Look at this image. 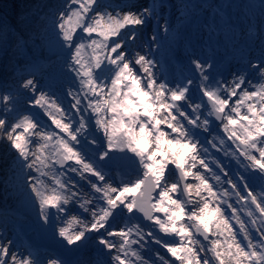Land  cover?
Instances as JSON below:
<instances>
[{
  "label": "snow or ice",
  "instance_id": "obj_1",
  "mask_svg": "<svg viewBox=\"0 0 264 264\" xmlns=\"http://www.w3.org/2000/svg\"><path fill=\"white\" fill-rule=\"evenodd\" d=\"M163 7L164 0L119 10L102 0H64L45 21L68 63L53 68L47 91L22 75L17 87L0 92V142L15 153V187L38 205L42 224L56 210L66 224L58 235L68 245L96 233L112 264H264V58L244 61L258 85L245 72L209 84L212 64L193 59L200 93L193 103L191 77L170 86L155 77L153 60L133 50L137 29ZM80 33L90 43H78ZM64 71L78 87L58 96L57 73ZM62 97L70 98L68 107ZM93 127L105 143L98 151L95 133L87 134ZM210 148L226 160L210 159ZM129 165L137 172L131 180ZM41 176L51 179L47 194ZM77 205L80 215L65 221ZM118 216L123 227L112 230ZM150 243L157 250L145 259L134 245ZM33 255L0 240V264H32Z\"/></svg>",
  "mask_w": 264,
  "mask_h": 264
},
{
  "label": "rangeland",
  "instance_id": "obj_2",
  "mask_svg": "<svg viewBox=\"0 0 264 264\" xmlns=\"http://www.w3.org/2000/svg\"><path fill=\"white\" fill-rule=\"evenodd\" d=\"M130 1L134 0H102L104 3H110L115 7L117 10H119L120 7H122L125 4H128ZM144 1V0H143ZM205 1V2H203ZM257 0V8H262L261 2ZM149 2V4H148ZM146 7H151V5L154 2H159V0L154 1H148ZM165 5L162 9H158L159 15L155 18L149 19L147 23H145L142 27L137 29V38L135 41V44L133 45L134 51H140L148 56L149 59L153 60L154 67L153 72L155 74V77L160 81H165L162 79V77L159 75V60H168L170 58L176 57L180 55V50H178L179 44H181L180 40L184 41H191V43L194 42V37H197L199 39L200 35H208L207 41L202 40V42H206L205 44L211 47H216V50L218 51L217 59L215 52L213 53L210 62H207V58L203 55V59H199L202 63H211L212 67H218L220 65V61L222 62V71L214 76H210L211 80L207 83L212 84L216 80L223 79L224 81H231L232 77L227 76V71L232 70V65L236 61H239V52H231L227 56V59H224V56L227 54L225 51L226 45H225V39L227 37V34L229 31V25L226 24L223 27L221 25H217V22L221 21V18H227L226 15L222 11L228 12L230 17L232 16V13L236 15V18H239V22L246 21L249 23V21L254 20L256 18V10L257 8H254L253 14L249 13L247 4H251L252 0H164ZM64 3V1H63ZM62 3V4H63ZM203 3L205 9L203 13H199L200 17H207L209 19V24H211V27L217 29V33H213V29L208 28V30H199L196 25L198 22H196L194 25L192 22H190L192 19H195L197 14H195L197 11V8H202L201 4ZM61 4V5H62ZM59 6V8L61 7ZM143 2L141 5L134 6L135 8H143ZM145 7V6H144ZM57 8L56 10H58ZM258 15L264 14V11L258 10ZM262 12V13H261ZM263 19H261V16L258 18L261 19L260 27L264 31V15H262ZM165 19H167L168 25H169V32L167 34L163 31V25L165 22ZM263 20V21H262ZM235 22L234 18L232 20ZM258 20H255V23H257ZM235 25V24H231ZM44 31L41 33H36L32 37H29L26 41L29 42V44L32 45L33 50L37 47L39 48L41 53H44L42 55L43 61L45 62V67L43 69V73L39 76L37 74H28L24 75L28 78H34L36 79L38 85L47 91V86L49 82V77L52 74L53 68L56 67L57 69H62L65 67V65L69 61V53L66 49H60L58 46L55 45L54 42V30L52 29V25L49 21L48 26L43 29ZM222 33V34H221ZM153 34H156L157 39L153 43L152 37ZM80 36H84V40L78 39L77 42H83L85 44L90 43V40L86 38V34L80 33ZM263 35L260 36L262 38ZM181 37V39H179ZM53 38V39H52ZM98 39V37H93ZM259 38V39H260ZM211 39V41H209ZM248 38H242L240 42L241 44ZM236 40H238V37L236 36ZM201 42V41H199ZM253 44L256 45L255 39L252 40ZM184 43V42H183ZM237 45V44H236ZM219 46V48H218ZM258 46V45H257ZM216 51V53H217ZM91 49H85L84 50V57L85 60L88 59V57L91 55ZM151 55V57H150ZM219 55V56H218ZM195 59L193 57L191 58H185V61L189 62L191 65V61ZM212 59L214 61L212 62ZM220 62V63H219ZM219 63V64H218ZM193 66V65H192ZM230 68V69H229ZM246 73V76H250L253 74L252 82L253 84H260L261 80L258 74H256L250 67L244 71ZM209 73H212V71L209 70ZM216 73V72H213ZM57 75L60 76L61 81L58 83L55 87V92L58 96H63L64 93L67 92V90L72 87L76 88L77 85L73 84V76L70 72H62L57 73ZM189 77H186L188 79ZM194 81L193 85L199 84V78L198 76L191 77ZM227 78V79H226ZM20 79V77H17L12 81L13 85L17 87V82ZM213 79V80H212ZM249 79V78H248ZM167 82V81H165ZM173 81H168V84H172ZM175 87V85H171ZM189 94L195 95L194 91L191 89ZM27 95V93H25ZM133 96H136L135 93L132 94ZM64 100L65 107H68V100L70 98L62 97ZM190 99L195 103L194 96H190ZM243 111V109H242ZM50 123V121H49ZM121 131H126L125 128H122ZM95 133L96 138L98 140L97 145L93 146V150H99L103 149L105 147V143L103 140V136L101 133H96L94 127L90 130L88 135H91ZM4 143V142H2ZM7 145V144H6ZM33 150L37 147V145L33 144L31 146ZM48 153L46 152L45 155ZM89 154L88 152L85 153ZM210 159L212 156H215L216 158L220 160H226V158L223 156L222 152H216L215 150L210 149ZM119 155V154H117ZM131 155V154H129ZM46 163H50V161H46ZM112 165L113 163L111 161L108 162V165ZM225 168L232 171V169L235 167L234 161H228L225 163ZM132 166L129 165L128 169H131ZM111 169V168H110ZM134 169V168H133ZM44 172H50L52 171L50 168H44ZM137 175L136 170L134 171ZM74 175V174H69ZM47 186L44 190L47 194L48 190L52 187L51 179L48 176H41L40 177ZM75 179H79L78 176H74ZM135 178L129 177L128 179L131 180ZM17 181L15 180L8 186L10 188L11 194L13 196V200L15 201L16 205H21L23 202H26L28 204L31 203V198L28 196V193L26 191H18V189L15 187ZM71 207V206H69ZM78 205L76 208H73L72 211L68 213L67 216L64 217V220H68L73 215H79L82 210H77ZM33 210L35 211V214L32 212V209H25L26 212H23L24 217H22V220L19 223L20 227L15 226L14 221H11L10 225H6L5 228L0 231V240L4 244H7L8 240H11L12 242V248L14 250H19L22 255L27 256L29 254V251L26 250L24 247V240L26 239L29 243L36 244V249L33 250L34 253H36L33 256H30V260L32 264H47L48 260H55L59 261L60 264H91L90 261H92L93 264H97V262L101 259L106 261V264H112L111 255H106L108 252L107 249H103L101 245H99V237L96 233H88L86 234V237L82 239L81 241L73 244L68 245L66 241L63 240V238L59 237L57 228L66 226V224L63 223L62 219H57V216L59 215L55 209H49V223L47 225H44L41 223L39 219V213L40 209L37 206H33ZM243 215V214H242ZM35 220V222H32L31 219ZM81 219H84L85 222L91 219L90 214H84ZM123 219L124 217L118 216L115 220L116 227L112 230H119L121 227H123ZM121 221V223H119ZM43 226L42 228L44 231L41 233L39 231L40 226ZM19 229L24 230L23 238L19 236L18 232ZM42 230V229H41ZM77 230H79V226H77ZM147 230V227H146ZM14 233H17L18 242L20 244H16L13 239L16 237ZM222 239V238H221ZM119 240L116 241V245L119 246ZM28 248L31 250L32 247L30 245H27ZM137 250L141 251V255L145 259H149L152 256H154V252L157 250V246L154 244H148L146 248H139L138 245H134ZM61 250L64 256H59L58 250ZM75 250L80 251L79 254L75 253ZM74 251V252H73ZM60 252V251H59ZM73 252V253H72ZM72 253V254H71ZM38 254V258L37 255ZM113 255H115V252H113ZM36 256V257H35ZM71 257L70 259H68ZM134 259V258H133ZM65 262V263H63Z\"/></svg>",
  "mask_w": 264,
  "mask_h": 264
},
{
  "label": "trees",
  "instance_id": "obj_3",
  "mask_svg": "<svg viewBox=\"0 0 264 264\" xmlns=\"http://www.w3.org/2000/svg\"><path fill=\"white\" fill-rule=\"evenodd\" d=\"M64 0H0V92L14 88L12 81L30 73L41 74L45 62L39 48L33 50L26 40L43 32L49 17ZM24 42H21L20 40ZM15 153L0 142V217L19 223L25 209L33 205H16L10 188L14 180ZM2 219H0V222Z\"/></svg>",
  "mask_w": 264,
  "mask_h": 264
},
{
  "label": "bare ground",
  "instance_id": "obj_4",
  "mask_svg": "<svg viewBox=\"0 0 264 264\" xmlns=\"http://www.w3.org/2000/svg\"><path fill=\"white\" fill-rule=\"evenodd\" d=\"M141 1H142V0H141ZM136 4H138V3H136V1L133 2V3H131V5H133V6H135ZM250 13L253 14V12H250ZM256 13H257L256 15H258V12H256ZM261 13H262V12H261ZM206 28H207V27H206ZM206 28H205L204 30H206ZM173 70L175 71V69H173ZM169 73L172 74L173 72H169ZM196 87H197V86L192 85V88H196ZM195 94H196L197 96H199V89H196ZM190 95H191V94H190ZM10 223H12L11 220H9V219H2V221L0 222V231H2V229L5 228L6 225H10ZM14 223H15V226L19 227V225H16L17 222L14 221ZM14 234H15L16 237H17V233H14ZM18 234H21V233H20V230H19ZM16 241H18V238H16ZM90 263L93 264L92 261H90Z\"/></svg>",
  "mask_w": 264,
  "mask_h": 264
},
{
  "label": "clouds",
  "instance_id": "obj_5",
  "mask_svg": "<svg viewBox=\"0 0 264 264\" xmlns=\"http://www.w3.org/2000/svg\"><path fill=\"white\" fill-rule=\"evenodd\" d=\"M59 226H58V228H57V232H59ZM47 264H56V261L55 260H48L47 261Z\"/></svg>",
  "mask_w": 264,
  "mask_h": 264
},
{
  "label": "water",
  "instance_id": "obj_6",
  "mask_svg": "<svg viewBox=\"0 0 264 264\" xmlns=\"http://www.w3.org/2000/svg\"><path fill=\"white\" fill-rule=\"evenodd\" d=\"M137 220L140 221L141 223H145V224L147 225V222H144V221L142 220V218L137 217Z\"/></svg>",
  "mask_w": 264,
  "mask_h": 264
}]
</instances>
